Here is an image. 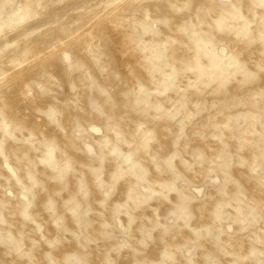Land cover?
<instances>
[{
	"label": "rangeland",
	"instance_id": "rangeland-1",
	"mask_svg": "<svg viewBox=\"0 0 264 264\" xmlns=\"http://www.w3.org/2000/svg\"><path fill=\"white\" fill-rule=\"evenodd\" d=\"M0 264H264V0H0Z\"/></svg>",
	"mask_w": 264,
	"mask_h": 264
}]
</instances>
